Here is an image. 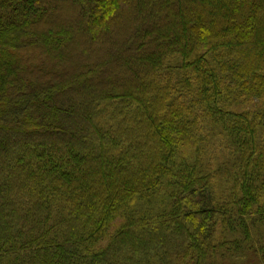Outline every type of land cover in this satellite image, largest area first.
I'll return each mask as SVG.
<instances>
[{
	"label": "trees",
	"instance_id": "trees-1",
	"mask_svg": "<svg viewBox=\"0 0 264 264\" xmlns=\"http://www.w3.org/2000/svg\"><path fill=\"white\" fill-rule=\"evenodd\" d=\"M0 264H264V0H0Z\"/></svg>",
	"mask_w": 264,
	"mask_h": 264
}]
</instances>
